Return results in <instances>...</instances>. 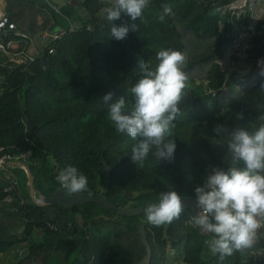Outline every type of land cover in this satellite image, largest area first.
I'll return each instance as SVG.
<instances>
[{
    "label": "trees",
    "instance_id": "trees-1",
    "mask_svg": "<svg viewBox=\"0 0 264 264\" xmlns=\"http://www.w3.org/2000/svg\"><path fill=\"white\" fill-rule=\"evenodd\" d=\"M232 1L150 0L143 21H137L138 31L116 41L103 12L109 0H72L62 10L47 0H5L19 32L39 37L48 30L68 31L70 23L81 32L62 38L53 45V55L46 53L27 67L0 52V160L9 156L8 164L21 163L20 157L31 152L26 165L37 198L61 188L56 177L72 166L88 178L85 195L106 198L123 211L158 203L167 191L195 200L194 190L211 168L227 170L232 131L253 132L264 123V77L230 102L223 95L237 93L236 81L219 64L236 36L222 37L220 24L226 25V18L218 8ZM164 4L172 6L174 15L160 22ZM125 20L132 23L122 14L113 24ZM263 24L246 60L254 68L264 60ZM167 49L184 55L182 71L188 77L180 115L168 137L175 139L174 160L155 166L150 153L140 167L131 160L136 141L117 133L107 119L109 105L121 96L131 105L128 90L141 76L139 63L151 62L154 68L156 54ZM108 93L112 99L106 103ZM237 113L244 119L237 120ZM217 125L224 128L220 135L213 132ZM105 163L113 168L109 178ZM8 173L18 179L19 189L6 190ZM130 204L134 206L128 209ZM192 213L156 227L145 214L119 217L93 203L41 207L30 199L25 171L15 166L0 170V255L16 245L25 249L14 264H138L147 253L142 234L153 251L150 264H168L169 249L182 252L184 264H264V259L254 261L264 251V231L251 248L221 259L209 250L212 234L196 226Z\"/></svg>",
    "mask_w": 264,
    "mask_h": 264
},
{
    "label": "clouds",
    "instance_id": "clouds-1",
    "mask_svg": "<svg viewBox=\"0 0 264 264\" xmlns=\"http://www.w3.org/2000/svg\"><path fill=\"white\" fill-rule=\"evenodd\" d=\"M150 0H109L103 9L105 19L111 25L110 35L116 41H123L129 32H137V21H143L145 9ZM125 15L127 20L119 26L113 24ZM172 6L162 5L158 19L173 16ZM156 65L140 62V78L129 88L132 98L129 105L124 96L109 105L107 119L117 133L126 134L136 141L132 147L131 160L144 166L149 154L155 158V166L161 162H172L176 150L173 136L174 121L180 115L179 104L187 87L188 77L182 71L184 55L172 49L160 50L156 54ZM259 75L264 77V60L257 62ZM264 88V84L261 85ZM107 103L112 93L103 98ZM243 120V113L236 114ZM264 121V116L260 117ZM223 125H217L213 132L220 135ZM227 170L211 168L195 192L194 222L203 232L212 234L209 250L224 256L251 248L259 230L264 229V123L249 132L236 128L228 141ZM63 189L71 194L87 189L88 178L75 167L68 166L56 177ZM184 211L182 197L176 191L160 194L158 203H151L145 209L148 223L160 227L179 219Z\"/></svg>",
    "mask_w": 264,
    "mask_h": 264
},
{
    "label": "built area",
    "instance_id": "built-area-1",
    "mask_svg": "<svg viewBox=\"0 0 264 264\" xmlns=\"http://www.w3.org/2000/svg\"><path fill=\"white\" fill-rule=\"evenodd\" d=\"M77 1L82 2V0ZM218 11L221 16L226 18V25L220 24L222 37L228 39L231 38V34L236 36L228 47L224 58L219 61L223 69H228L235 61L245 62L248 59L254 36L262 33L259 27L264 22V0H233L225 6L219 7ZM244 22L247 24L245 25ZM80 32L81 27L78 24L70 23L68 31L64 29H58L55 32L48 30L39 37H32L19 32L17 24L12 21L10 16L2 15L0 16V52L9 56L18 65L27 67L46 53L53 55L55 53L53 45L62 38ZM6 39L10 40L6 41ZM258 73L257 65L254 74L256 79L262 77ZM237 78L240 88H253L255 86L254 81H246L243 76ZM30 156L31 152L22 155L20 157L21 163L26 164ZM10 160L9 156H4L0 160V170H3V165L8 164ZM23 171L27 174L26 170ZM5 181L8 182L6 190L19 189V181L9 173L5 174ZM53 228L54 226L51 225V229Z\"/></svg>",
    "mask_w": 264,
    "mask_h": 264
},
{
    "label": "water",
    "instance_id": "water-1",
    "mask_svg": "<svg viewBox=\"0 0 264 264\" xmlns=\"http://www.w3.org/2000/svg\"><path fill=\"white\" fill-rule=\"evenodd\" d=\"M53 4H55L60 10L65 8L68 5L67 0H47ZM28 128L32 130L33 125L32 122L29 121ZM3 166H15L17 168H20L22 170L27 171L28 176V185H29V194L30 199L35 202L37 205L41 207H49L55 204H68V205H83L86 203H93L97 205L103 206L107 211H116L120 216L123 217H137L142 214H145V209L148 207H137L132 210H120L113 202L107 200L103 197H89V195H85L84 192L78 193V194H71L67 190L61 188H57L51 195L48 197V195L41 194L37 198L38 192L35 189V179L32 174L31 169L23 163H13V164H6ZM113 168L110 167L107 163H105V173L106 176L109 178L111 176ZM182 203L184 205V211L182 214H184L188 210H192L193 217L195 216V210L193 209V205L195 203V200H189V199H182ZM25 231V228H23L20 233L23 234ZM167 238V229L164 231V240ZM140 243L146 248V256L138 263V264H150L153 257V251L150 247L149 242L147 241L146 237L142 234L140 236Z\"/></svg>",
    "mask_w": 264,
    "mask_h": 264
},
{
    "label": "crops",
    "instance_id": "crops-1",
    "mask_svg": "<svg viewBox=\"0 0 264 264\" xmlns=\"http://www.w3.org/2000/svg\"><path fill=\"white\" fill-rule=\"evenodd\" d=\"M72 0H67L68 3H70ZM77 3H79L77 0H76ZM5 0H0V8H3L5 7ZM78 14L81 16V17H84V12L83 10H81L80 8L78 9ZM58 29H55V30H52V31H57ZM232 67L231 71L229 72V78L230 79H234V81H236V89H237V93L235 94V97L236 96H240V95H243L245 94L246 92L250 91L251 89H253L254 87L257 86V84L259 83V80L262 78L260 77L259 79L255 78L254 77V74H255V69L256 67L254 68L253 66H250L245 62H239V61H235V63H232V65L230 66ZM229 67V68H230ZM238 76H243L246 78V81H254L255 82V86L253 88H240V84L238 83ZM224 95V94H223ZM230 102V101H229ZM262 231H264V229H261ZM259 230V232L261 231ZM207 234V233H206ZM182 253V252H181ZM254 261L257 260V261H260L261 259L263 260L264 259V251L262 252H259L257 254L254 255Z\"/></svg>",
    "mask_w": 264,
    "mask_h": 264
},
{
    "label": "rangeland",
    "instance_id": "rangeland-1",
    "mask_svg": "<svg viewBox=\"0 0 264 264\" xmlns=\"http://www.w3.org/2000/svg\"><path fill=\"white\" fill-rule=\"evenodd\" d=\"M6 7L7 6L5 5V7L0 8V16L7 15ZM76 8L78 9V6ZM263 21H264V17H263ZM231 69H232V67L226 69V72L228 73V75H229V72L231 71ZM224 96L226 98H228V102L232 101V98L235 97V95L234 96H230L228 93H224ZM10 175L13 178H16L14 175H12V174H10ZM131 206H134V205L130 204L128 206V209L131 208ZM24 253H25V249L21 248L19 245H16L10 251H8L6 254L0 255V264H14L19 258H21L23 256ZM182 260H184V254H182L181 252H176V251H174L172 249H169V251H168V259H167L168 264H184V261H182ZM51 264H57V263L53 261ZM61 264H66V263H61Z\"/></svg>",
    "mask_w": 264,
    "mask_h": 264
},
{
    "label": "flooded vegetation",
    "instance_id": "flooded-vegetation-1",
    "mask_svg": "<svg viewBox=\"0 0 264 264\" xmlns=\"http://www.w3.org/2000/svg\"><path fill=\"white\" fill-rule=\"evenodd\" d=\"M66 190V189H65Z\"/></svg>",
    "mask_w": 264,
    "mask_h": 264
}]
</instances>
